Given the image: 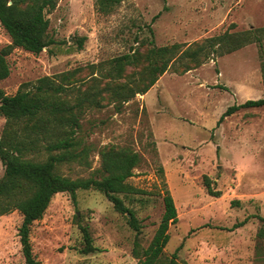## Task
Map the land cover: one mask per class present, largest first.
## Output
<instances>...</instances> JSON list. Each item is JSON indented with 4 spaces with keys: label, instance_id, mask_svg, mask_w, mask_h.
<instances>
[{
    "label": "rangeland",
    "instance_id": "374dc122",
    "mask_svg": "<svg viewBox=\"0 0 264 264\" xmlns=\"http://www.w3.org/2000/svg\"><path fill=\"white\" fill-rule=\"evenodd\" d=\"M47 17L54 43L37 54L11 49L9 74L0 81L6 94L45 75L75 71L64 84L76 88L62 95L73 102L92 77L101 75L98 70L91 74L89 65L103 63L107 69L114 57L144 52L149 40L156 46L177 43L182 51L224 31H252V42L210 53L183 72L175 70L181 69L179 50L146 93L121 106L105 98L101 107L84 103L75 108L80 112L77 135L90 151L86 163L60 164L58 171L71 178L99 177L100 148H129L141 160L126 180L134 192L121 196L140 225L143 248L164 211L165 185L178 217L168 228L165 256L180 246L178 259L186 264H264L258 234V216L264 217V106L240 108L218 122L228 106L264 94V31L259 30L264 28V0H123L109 14L99 12L95 0H57ZM9 43L0 24V49ZM5 124L0 115V138ZM34 158L43 160L46 153ZM3 171L0 160V177ZM203 175L220 196L206 192ZM127 217L100 191L79 189L76 203L68 193H56L31 227L33 254L39 264H135L136 231ZM21 218L17 210L0 216V264H24L17 235ZM81 226L88 227L96 247L86 254L80 251Z\"/></svg>",
    "mask_w": 264,
    "mask_h": 264
},
{
    "label": "trees",
    "instance_id": "16d2710c",
    "mask_svg": "<svg viewBox=\"0 0 264 264\" xmlns=\"http://www.w3.org/2000/svg\"><path fill=\"white\" fill-rule=\"evenodd\" d=\"M123 0H95L97 10L103 14L111 13ZM57 0H0V24L10 36V43L0 49V81L9 74L6 56L11 49L20 47L32 53H39L54 43L50 37L47 13L55 9ZM264 31L263 29H259ZM252 31L228 32L202 39L181 51L180 44L156 46L149 40V47L124 53L108 60L109 68L103 63L91 64V74L98 70L99 77H92V83L84 91L77 94L74 101L62 98L67 91L76 87L68 82L75 71L57 76H43L35 82L20 84L17 91L8 95L0 87V115L6 120L0 138V160L4 171L0 177V216L17 210L21 214V222L17 235L21 245L24 264H39L35 258L30 241L31 227L46 211L52 197L59 192L70 195L76 203L79 189H93L102 192L119 213H127L128 224L136 231L132 254L135 264H186L178 259V246L170 256L164 255V247L169 240L168 228L177 222V210L169 189L163 185L164 211L158 227L149 244L143 248L138 240L140 225L134 212L124 204L121 194L134 192V188L126 181L133 175V169L140 163L137 152L115 145H106L99 149L101 174L99 177L65 176L58 171L64 163L83 164L87 162L90 146L83 144L77 132L80 128L79 110L84 103L103 106L101 100L107 98L108 103H122L134 98L136 94L146 93L170 66L179 50L181 69L178 72L198 66L209 57L210 53L223 54L231 52L252 42ZM258 37V36H257ZM84 37L77 39L82 47ZM136 70L125 75L127 69ZM105 70V71H102ZM127 74V73H126ZM56 77L61 80L57 82ZM103 81V82H101ZM79 92V89H78ZM117 106V109L120 108ZM264 106V94L260 98L247 99L233 104L219 117L218 122L234 111L250 107ZM46 153V158L36 160L34 157ZM31 155L27 157V155ZM162 172V168H159ZM202 183L208 194L220 196L214 189L212 181L203 175ZM261 221L259 236L263 243L259 245L264 252V217ZM247 219L236 223L241 226ZM83 245L82 253L96 249L87 226H81Z\"/></svg>",
    "mask_w": 264,
    "mask_h": 264
}]
</instances>
